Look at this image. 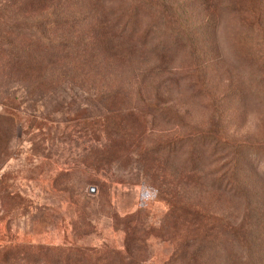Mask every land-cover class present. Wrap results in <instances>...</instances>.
<instances>
[{
	"label": "rangeland",
	"instance_id": "1",
	"mask_svg": "<svg viewBox=\"0 0 264 264\" xmlns=\"http://www.w3.org/2000/svg\"><path fill=\"white\" fill-rule=\"evenodd\" d=\"M2 247L264 264V0H0Z\"/></svg>",
	"mask_w": 264,
	"mask_h": 264
},
{
	"label": "trees",
	"instance_id": "2",
	"mask_svg": "<svg viewBox=\"0 0 264 264\" xmlns=\"http://www.w3.org/2000/svg\"><path fill=\"white\" fill-rule=\"evenodd\" d=\"M113 36H115V37H118V36H116V35H113ZM35 119V117L34 116H32L31 114L30 115H28L27 116V119ZM60 175H61V177L64 179V176H66V174H63V173H60ZM98 179H99V176L96 174L95 176H93L92 175V178L90 179L91 180V183H93V184H97V182H98ZM89 180V181H90ZM55 185H59V186H62V184H55ZM73 195H69V196H66V199L68 200V202L70 203V204H76L77 202H79L80 200H87V199H89V196H87L86 194H84V193H82L81 191H77V192H75V198H73L72 197ZM171 196V195H170ZM170 199V201H173L172 200V196L169 198ZM86 202V201H85ZM80 210V212H84V208H80L79 209ZM130 219H131V217H129ZM8 249H7V247H2V248H0V258L1 259H4L5 258V256H6V254H7V251ZM55 251V250H54ZM52 254H54V255H52ZM46 253V255H45V259H46V262H45V264H48V261L47 260H51L50 258H52V259H56L57 258V261H59L60 260V256L58 255V254H55V253Z\"/></svg>",
	"mask_w": 264,
	"mask_h": 264
}]
</instances>
